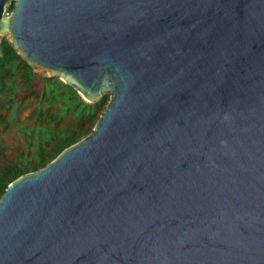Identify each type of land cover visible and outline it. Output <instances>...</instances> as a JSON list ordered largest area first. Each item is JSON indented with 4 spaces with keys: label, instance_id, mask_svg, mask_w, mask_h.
I'll return each instance as SVG.
<instances>
[{
    "label": "water",
    "instance_id": "obj_1",
    "mask_svg": "<svg viewBox=\"0 0 264 264\" xmlns=\"http://www.w3.org/2000/svg\"><path fill=\"white\" fill-rule=\"evenodd\" d=\"M4 39L110 101L7 187L0 264H264V0H0Z\"/></svg>",
    "mask_w": 264,
    "mask_h": 264
},
{
    "label": "trees",
    "instance_id": "obj_2",
    "mask_svg": "<svg viewBox=\"0 0 264 264\" xmlns=\"http://www.w3.org/2000/svg\"><path fill=\"white\" fill-rule=\"evenodd\" d=\"M14 7L13 2L8 8V13H11ZM0 53V123L4 127L8 126L1 112L5 108L16 112L25 107L26 100H19L17 97L18 78L14 82L9 80V72L18 75V69H22L21 78L25 88L30 89L29 96L43 99L35 111L39 122L34 125L19 122L18 128L24 131L27 146L32 150L33 155L24 154L11 165L0 170L1 198L12 182L42 169L65 149L89 136L108 105L110 96H104L98 103H89L60 79L39 78L38 73L16 53L7 39H4L0 45ZM34 82L43 85L42 96L34 91ZM45 106L47 110L43 113ZM67 117L70 118L71 124L63 126L62 123Z\"/></svg>",
    "mask_w": 264,
    "mask_h": 264
},
{
    "label": "rangeland",
    "instance_id": "obj_3",
    "mask_svg": "<svg viewBox=\"0 0 264 264\" xmlns=\"http://www.w3.org/2000/svg\"><path fill=\"white\" fill-rule=\"evenodd\" d=\"M1 55V53H0ZM22 69H18V75H13L9 72L8 79L16 81L19 89L17 97L19 100L25 99V107L22 110L14 111L9 109L2 110V114L5 116L8 126L4 127L0 123V170L4 167L11 165L13 162L18 160L24 154L33 155L32 150L27 146V139L24 131L19 130V122L26 125H34L39 122L38 115L35 113L39 105L43 102V99H35L29 96L30 89L25 88L23 79L21 78ZM38 77L44 79L48 77L46 71H39ZM43 85L40 82H34V91L42 96ZM46 106L43 108V113H46ZM71 124L70 118L64 119L62 125L67 126Z\"/></svg>",
    "mask_w": 264,
    "mask_h": 264
}]
</instances>
